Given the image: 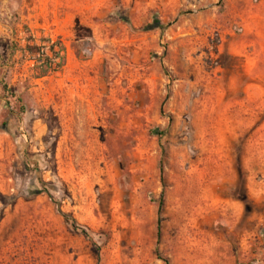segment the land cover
Returning <instances> with one entry per match:
<instances>
[{
	"label": "rangeland",
	"instance_id": "obj_1",
	"mask_svg": "<svg viewBox=\"0 0 264 264\" xmlns=\"http://www.w3.org/2000/svg\"><path fill=\"white\" fill-rule=\"evenodd\" d=\"M0 264H264V0H0Z\"/></svg>",
	"mask_w": 264,
	"mask_h": 264
},
{
	"label": "trees",
	"instance_id": "obj_2",
	"mask_svg": "<svg viewBox=\"0 0 264 264\" xmlns=\"http://www.w3.org/2000/svg\"><path fill=\"white\" fill-rule=\"evenodd\" d=\"M31 42V41H30ZM43 48L44 49V53H42V56L44 54V56H40L37 55L38 57H36L34 60L36 61V66L35 68L38 70L39 76H43L51 71H55V69L60 67V52H55L53 51L54 48L53 46L51 47V52L52 56L48 57L47 55H45L46 52V47H41V45H36L35 43L33 45H30V43L27 41V44L25 45V47L20 48V50L23 53V56H27V53L30 52V54L32 56H34V52L35 51H40V49ZM35 50V51H34ZM8 87L6 84L3 83V90L7 91ZM155 202L158 205V213L161 212V208H162V202H163V194L157 199L155 200ZM159 222L160 220H158V231H159Z\"/></svg>",
	"mask_w": 264,
	"mask_h": 264
}]
</instances>
